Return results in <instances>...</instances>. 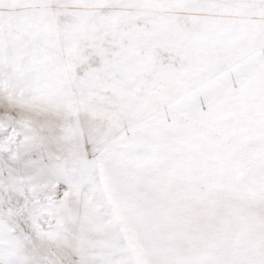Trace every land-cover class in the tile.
<instances>
[{"label":"snow or ice","instance_id":"snow-or-ice-1","mask_svg":"<svg viewBox=\"0 0 264 264\" xmlns=\"http://www.w3.org/2000/svg\"><path fill=\"white\" fill-rule=\"evenodd\" d=\"M0 264H264V0H0Z\"/></svg>","mask_w":264,"mask_h":264}]
</instances>
